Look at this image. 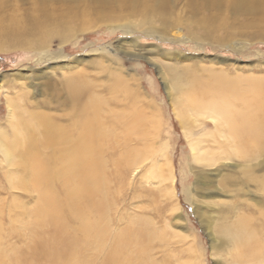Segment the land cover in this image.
I'll use <instances>...</instances> for the list:
<instances>
[{
  "label": "rangeland",
  "instance_id": "1",
  "mask_svg": "<svg viewBox=\"0 0 264 264\" xmlns=\"http://www.w3.org/2000/svg\"><path fill=\"white\" fill-rule=\"evenodd\" d=\"M176 74L182 86L187 76L234 80L246 94L251 79L264 80V0H0V138L12 137L32 111L67 127L74 112L67 83L82 80V101L89 92L104 100L106 128L117 112L137 130L130 146L140 154L130 165L111 163L123 141L103 153L101 223L109 240L134 225L153 232L142 260L254 264L233 261L231 243L216 229L242 216L260 224L264 153L239 157L231 153L227 125L194 111L180 117ZM116 82L123 89L114 93ZM16 167L0 153V246L45 264L18 223L29 217L23 210L37 193L12 183L13 174H23ZM105 251H86L88 264H101Z\"/></svg>",
  "mask_w": 264,
  "mask_h": 264
},
{
  "label": "bare ground",
  "instance_id": "2",
  "mask_svg": "<svg viewBox=\"0 0 264 264\" xmlns=\"http://www.w3.org/2000/svg\"><path fill=\"white\" fill-rule=\"evenodd\" d=\"M174 77L180 117L194 111L211 117L217 124L227 125L231 153L239 157L256 158L264 153V80L251 79L246 94L238 89L236 81L220 76L209 82L187 76L185 86L179 74ZM67 85L74 104L67 127L45 112L32 111L31 119L17 122L12 137L0 138L2 156L17 166L15 172L26 176L13 174L9 177L12 183L37 193L34 206L23 210L29 217L20 218L18 223L28 230L29 242L38 257L47 261L45 264H88L91 259L85 252L90 249L98 254L106 250L101 264H161L149 258L142 260L148 246L145 238L153 237V232L133 230L137 228L133 225L129 235L120 231L109 240V233L101 223L105 219L108 182L103 153L106 147L115 149L123 141V152L113 157L111 163L118 168L130 165L140 154L130 146L136 125L126 115L115 112L114 122L106 128L101 114L104 100L89 92L82 101V80L68 81ZM110 88L116 93V89H123V84L116 82ZM119 124L122 132L117 131ZM107 141L109 145L105 146ZM257 181L264 190V176ZM58 183L62 192L57 190ZM262 216L259 226L247 216L238 217L229 225H216L218 237L233 247V261L264 263V211ZM73 219L77 228L69 225ZM129 247L134 249L133 255L127 253ZM18 254L17 251L7 254L0 246V264H34Z\"/></svg>",
  "mask_w": 264,
  "mask_h": 264
}]
</instances>
